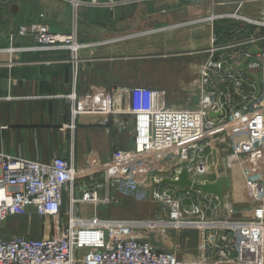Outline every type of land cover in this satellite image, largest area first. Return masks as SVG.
Here are the masks:
<instances>
[{"label":"built area","instance_id":"1","mask_svg":"<svg viewBox=\"0 0 264 264\" xmlns=\"http://www.w3.org/2000/svg\"><path fill=\"white\" fill-rule=\"evenodd\" d=\"M256 34L238 41L236 53L207 63L195 105L171 106L151 87L112 93L106 112L133 119V147L105 162L42 164L0 152V229L14 217L56 220L50 238L0 234V264H264V182L249 170L264 156V45L249 50L264 41ZM17 38L31 41L26 51L77 48L73 33L56 34L42 23L18 26L9 35L11 43ZM227 156L234 160L223 167ZM135 162L155 166L156 174L142 180L154 215L135 221L75 216L76 207L113 203L125 175L123 185L137 181L129 172ZM182 171L200 185L229 175L230 187L219 203L192 186L162 183L178 181ZM65 195L69 213L59 220ZM188 232L196 237L189 257L179 245Z\"/></svg>","mask_w":264,"mask_h":264},{"label":"crops","instance_id":"2","mask_svg":"<svg viewBox=\"0 0 264 264\" xmlns=\"http://www.w3.org/2000/svg\"><path fill=\"white\" fill-rule=\"evenodd\" d=\"M151 5L150 0H0V152L42 164L54 158L78 165L105 162L117 149V130L123 123L132 126L129 116L106 112L116 87H132H127L130 64L116 57L117 36L142 29ZM35 23L56 34L73 33L77 54L73 57V47L26 51L32 46L28 38L10 42L18 26ZM11 45L23 50L6 52ZM255 164L249 169L254 177ZM20 218L7 219L2 237L43 236L31 228L37 222L26 227L29 218Z\"/></svg>","mask_w":264,"mask_h":264},{"label":"rangeland","instance_id":"3","mask_svg":"<svg viewBox=\"0 0 264 264\" xmlns=\"http://www.w3.org/2000/svg\"><path fill=\"white\" fill-rule=\"evenodd\" d=\"M150 3V21L143 23L142 29L137 32L134 30L126 33V36H117L116 57L119 61L127 59L125 61L131 66L127 74V87L143 86L161 90L165 93L166 103L171 106L195 105L198 100V78L207 69V63H215L221 54L236 53L238 48L233 46L238 41L251 38L254 31L258 37L264 34V27L257 26L264 24V0H150ZM263 45L264 41L259 42L258 46L249 50L258 52ZM77 49L72 51L73 57ZM131 130L130 123L127 127L123 123L117 130L118 146L115 151L132 149ZM233 160V156H227L222 166ZM257 161H264V156ZM129 172L136 176L137 181L123 185L129 176L125 175L118 183L120 185L115 190L113 203L76 207L75 216L83 218L96 213L107 220L135 221L154 215L156 207L148 200L147 189L143 186L147 182L142 183L153 172L156 174L154 164L135 162ZM68 213L65 195L59 220L66 219ZM14 218L15 221L21 219ZM27 218L29 220L25 226L30 227L35 221L38 224L31 228L38 227L43 235L41 238L27 235V238L45 239L52 236L55 219ZM171 235L174 236L173 233ZM194 236L188 232L183 234L188 238L187 242L179 239L181 255L186 249L187 256L192 255L196 244Z\"/></svg>","mask_w":264,"mask_h":264},{"label":"water","instance_id":"4","mask_svg":"<svg viewBox=\"0 0 264 264\" xmlns=\"http://www.w3.org/2000/svg\"><path fill=\"white\" fill-rule=\"evenodd\" d=\"M255 53L256 52L254 50L250 51V54H255ZM238 69L244 70L242 65L238 66ZM187 177L188 175L186 171H182L178 177V181L170 182V181L164 180L162 181V183H168L170 185H178L180 189H183L184 187H187V186H192L196 189H199L202 193L206 195H213L217 197L219 203H221L222 196L230 187L229 178L227 176H222L218 178V180L213 184H203V185L194 184L191 181H189Z\"/></svg>","mask_w":264,"mask_h":264},{"label":"bare ground","instance_id":"5","mask_svg":"<svg viewBox=\"0 0 264 264\" xmlns=\"http://www.w3.org/2000/svg\"><path fill=\"white\" fill-rule=\"evenodd\" d=\"M254 167L256 168L255 169L256 178L264 180V161L258 162L257 164H255ZM227 177H229V175H227ZM232 185L233 183L231 182V187ZM231 190L232 188H230V191H228L227 194H229Z\"/></svg>","mask_w":264,"mask_h":264}]
</instances>
